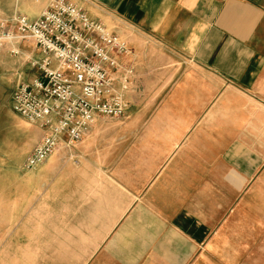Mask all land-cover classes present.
Listing matches in <instances>:
<instances>
[{
	"label": "crops",
	"instance_id": "obj_1",
	"mask_svg": "<svg viewBox=\"0 0 264 264\" xmlns=\"http://www.w3.org/2000/svg\"><path fill=\"white\" fill-rule=\"evenodd\" d=\"M68 1L126 42L127 106L7 171L0 264H264V0Z\"/></svg>",
	"mask_w": 264,
	"mask_h": 264
},
{
	"label": "built area",
	"instance_id": "obj_2",
	"mask_svg": "<svg viewBox=\"0 0 264 264\" xmlns=\"http://www.w3.org/2000/svg\"><path fill=\"white\" fill-rule=\"evenodd\" d=\"M31 40L33 55L20 43ZM24 54L32 74L13 85L11 107L41 128V136L23 163L27 168L44 161L60 144L79 140L98 114L119 118L125 113L123 90L133 68L119 56L126 42L106 29L77 4L48 0L38 17L22 13L10 21L0 17V49Z\"/></svg>",
	"mask_w": 264,
	"mask_h": 264
},
{
	"label": "rangeland",
	"instance_id": "obj_3",
	"mask_svg": "<svg viewBox=\"0 0 264 264\" xmlns=\"http://www.w3.org/2000/svg\"><path fill=\"white\" fill-rule=\"evenodd\" d=\"M20 46L25 52H31L35 56L40 54L36 49L33 50L31 40L22 41ZM31 72L24 54L16 56L11 54L7 47L0 49V183H4L7 171V179L11 178L8 182L18 183L39 165L27 168L23 163L37 136L41 134V128L14 112L10 98L12 87L17 80L25 78L32 74Z\"/></svg>",
	"mask_w": 264,
	"mask_h": 264
}]
</instances>
